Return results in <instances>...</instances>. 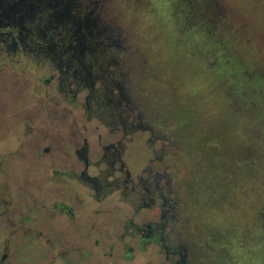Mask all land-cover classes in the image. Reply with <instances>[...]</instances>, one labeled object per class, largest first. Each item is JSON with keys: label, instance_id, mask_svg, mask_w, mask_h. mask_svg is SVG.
Listing matches in <instances>:
<instances>
[{"label": "rangeland", "instance_id": "374dc122", "mask_svg": "<svg viewBox=\"0 0 264 264\" xmlns=\"http://www.w3.org/2000/svg\"><path fill=\"white\" fill-rule=\"evenodd\" d=\"M48 2L56 7L44 8ZM32 3L44 8L38 12L44 18L67 9L70 18L51 27L57 41L75 46L74 32L82 36V54L69 49L60 59L74 63L71 69L84 83L89 76L100 78L91 88V118L85 105L89 87L70 101L73 84L59 91L55 75L43 85L39 79L54 70L40 61L26 67L15 55L0 57V104L15 115L24 105L26 110L33 94H48L60 102V121L77 104L79 128L98 126L104 134L109 123L120 129L141 124L146 144L136 140L128 156L145 157L147 139L156 136V150L164 145L170 154L174 180L197 174L196 186L186 180L188 188L216 204L205 218L209 232L212 220L218 224L216 239L205 235L197 241L204 252L207 246L219 249L218 264H264V0ZM74 21L83 26L78 30Z\"/></svg>", "mask_w": 264, "mask_h": 264}, {"label": "flooded vegetation", "instance_id": "af4514ba", "mask_svg": "<svg viewBox=\"0 0 264 264\" xmlns=\"http://www.w3.org/2000/svg\"><path fill=\"white\" fill-rule=\"evenodd\" d=\"M1 2L5 9L15 3L23 20L0 21L1 58L19 56L26 67L40 61L54 70L40 83L48 85L57 75L59 91L73 84L70 101L100 79L89 76L84 83L71 69L74 63L61 61L72 45L53 38L56 22L28 19L26 0ZM78 37L75 31L72 39ZM48 45L56 46L53 54ZM92 93L85 97L88 119ZM55 98L33 94L15 115L0 104V264H218L219 249L207 246L204 252L197 244L205 235L216 239L218 229L213 220L212 232L205 226L210 228L205 218L216 204L186 184L190 179L196 186L197 174L174 180L170 154L164 145L156 150V136L147 139L145 157L130 158L136 140L146 144L139 123L122 129L109 123L104 134L98 126L79 128L76 103L60 121ZM190 223L196 229L189 231Z\"/></svg>", "mask_w": 264, "mask_h": 264}, {"label": "water", "instance_id": "95a60500", "mask_svg": "<svg viewBox=\"0 0 264 264\" xmlns=\"http://www.w3.org/2000/svg\"><path fill=\"white\" fill-rule=\"evenodd\" d=\"M1 1L2 0H0V21L1 20H7V22L14 21L13 23L18 21V23L21 24L22 21H23L22 20V15H20V13L17 12L16 8H18V7L16 6V4L15 3L8 4V8L5 9V8L2 7V2ZM26 1H27L26 2V6H27V13H28L27 14V16H28L27 18L31 19V20H32V18H34V16H38V12H40L44 8L54 9L56 7V4L54 5L51 2H48L47 4H45L43 6L44 8L42 7V8H39V10H38V9H36V7H34V5L32 3V0H26ZM63 9L64 10H61L60 12H56L55 10H53V12H56V13L48 14L47 18L43 17L45 19L44 20L45 24L49 25L52 22L60 23V22L63 21V18L65 16L69 19L70 15L67 13V11H65L67 9L65 7ZM73 23L77 25L78 30L83 26L82 23L78 22V21H74ZM0 26H2L1 23H0ZM40 32L42 33L43 31H40ZM79 38L81 39L82 36L79 37ZM83 47L84 46L82 45V43L77 41V44L75 46L66 47L65 49H68V50L69 49H73L75 52H79V54L81 55ZM55 49H56L55 45H48V51L50 52V54H53Z\"/></svg>", "mask_w": 264, "mask_h": 264}]
</instances>
